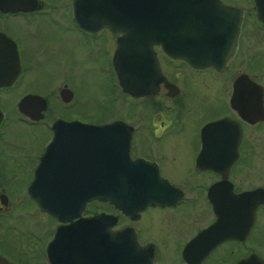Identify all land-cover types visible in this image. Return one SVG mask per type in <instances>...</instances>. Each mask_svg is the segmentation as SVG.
Returning a JSON list of instances; mask_svg holds the SVG:
<instances>
[{
	"label": "flooded vegetation",
	"instance_id": "flooded-vegetation-1",
	"mask_svg": "<svg viewBox=\"0 0 264 264\" xmlns=\"http://www.w3.org/2000/svg\"><path fill=\"white\" fill-rule=\"evenodd\" d=\"M220 1L241 14L224 64L192 66L154 46L161 79L137 95L118 84L119 34L86 30L72 0L0 9V82L12 81L0 84V264H264V23L253 0ZM107 124L112 170L160 197L130 214L93 198L80 212L95 217L93 247L49 249L69 219L29 194L41 158L48 149L52 166L99 171L85 126Z\"/></svg>",
	"mask_w": 264,
	"mask_h": 264
},
{
	"label": "water",
	"instance_id": "water-1",
	"mask_svg": "<svg viewBox=\"0 0 264 264\" xmlns=\"http://www.w3.org/2000/svg\"><path fill=\"white\" fill-rule=\"evenodd\" d=\"M72 1L75 18L86 30L106 27L119 34L113 53V67L121 89L135 95L155 89L161 79L154 46L169 57L181 59L192 66L221 67L234 50L241 18L238 9L220 0ZM253 1L257 16L264 23V0ZM1 8L5 11L31 10L36 8V2L1 0ZM11 83L0 82L4 86ZM85 128L91 129L86 132L89 134L85 140L86 152L89 151L92 156L93 149H89L87 144L92 145L93 141L100 143V170L96 167L95 172L93 168L78 174L67 172L63 164L55 167L47 162L50 156L47 149L28 189L42 210L52 212L58 219L62 214L68 215V225L55 229L49 249L93 247L95 217H80L85 204L93 198L114 203L123 213L130 214L157 202L160 197L158 188L140 185L141 178L136 173L112 170L111 159L115 155V140L111 136L113 125ZM97 152L98 147V158ZM59 157L63 158V155ZM129 166L141 167L143 164L132 163ZM105 220L106 217L101 215V221L104 223ZM126 233L127 229L117 232L118 246H126L123 240ZM74 252L70 250V253Z\"/></svg>",
	"mask_w": 264,
	"mask_h": 264
},
{
	"label": "rangeland",
	"instance_id": "rangeland-1",
	"mask_svg": "<svg viewBox=\"0 0 264 264\" xmlns=\"http://www.w3.org/2000/svg\"><path fill=\"white\" fill-rule=\"evenodd\" d=\"M242 2H246V0H242ZM250 29H254V28H256V25H255V23L254 22H250V27H249ZM196 79H198V78H196ZM205 79H206V77H205ZM212 77H210L209 76V83L211 84V87H209V90H208V93H215V91L217 90V88H218V85H219V82H220V80H214V79H212ZM26 83V82H25ZM199 88V87H198ZM199 89H201V88H199ZM202 92L203 93H206V89H202ZM7 97H12L13 95H6ZM10 99H8V100H5L4 101V104L6 103V102H8ZM205 114H208V113H205Z\"/></svg>",
	"mask_w": 264,
	"mask_h": 264
}]
</instances>
